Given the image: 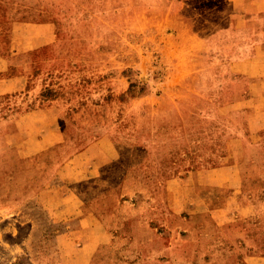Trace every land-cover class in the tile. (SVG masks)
Returning <instances> with one entry per match:
<instances>
[{"label":"rangeland","instance_id":"rangeland-1","mask_svg":"<svg viewBox=\"0 0 264 264\" xmlns=\"http://www.w3.org/2000/svg\"><path fill=\"white\" fill-rule=\"evenodd\" d=\"M253 1L0 0V264L264 257V112L251 111L248 94L261 83L234 70L237 51L251 52L254 25L264 23ZM244 15L253 17L245 25ZM29 108L48 109V125L35 111L20 132L13 125ZM63 123L82 142L109 134L120 157L99 177L54 178L60 138L42 150L40 137ZM26 139L24 158L12 142ZM219 166L209 180L221 185L200 205L186 191L197 181L189 173ZM57 185L103 205L84 210L107 221L112 247L90 263L77 253L84 240L75 225L40 199Z\"/></svg>","mask_w":264,"mask_h":264},{"label":"crops","instance_id":"crops-1","mask_svg":"<svg viewBox=\"0 0 264 264\" xmlns=\"http://www.w3.org/2000/svg\"><path fill=\"white\" fill-rule=\"evenodd\" d=\"M253 3L256 5L254 8L255 12H258L259 14L261 13L264 16V0H254ZM236 9L240 13L241 9L239 7H236ZM243 17L244 25L246 20L251 22L253 18H249L250 16L245 15ZM252 31L255 36V45L254 47L252 46V50L249 54L240 49L237 51V55L240 58L236 61L237 66L234 70L252 80H256L257 84L261 83L260 89L254 88V90H251V86L248 93L250 95L249 102H251V104H249L251 106L250 109L252 112L256 113L264 112V84L261 82L264 80V23L258 25L257 27L254 25ZM1 90L2 89L0 88V92H2ZM10 90H13V88H10ZM61 108L62 107H60V120H62L61 112L64 110H61ZM35 111L36 109H24L23 116L26 117L25 121L19 123L18 125L17 123H14L13 126L18 128L20 132L22 130L26 131L29 129L31 126L27 120L31 117V119H33V112ZM45 111H48V109H45ZM45 111L42 109L37 110L35 116L46 118L47 115ZM46 121L47 118L45 122H42L43 128L48 125V122ZM32 124L33 122H31V125ZM52 135H56L57 138H60V160L64 161L58 166L59 168L56 171L54 178H60L69 183L79 182L80 180L86 178L99 177L100 174L104 175V171L102 170L103 167L112 160L120 157V151L118 149V145H116V141L107 133L102 134L93 140L90 139L87 142H82V140L78 139L77 136L70 135V132L64 128L63 123L60 124V131L54 127L51 135L47 132L40 137L42 150L54 145L58 140L55 139V141H50ZM6 136H11V131L7 132L4 135V138ZM24 136H26V134ZM11 141L6 142V144H10ZM27 141V139L23 140V144H21V146L20 141L12 142V145L16 146V150H18L19 155L24 158L28 154L25 152L27 149ZM136 144L138 143H135V145ZM17 145H19V147ZM222 171H224L223 166L213 167L210 169L198 168L196 171L190 172V179L192 181L196 179L197 181L191 182L190 184H184L186 186L185 188L187 193L194 195V199H197L200 205L203 204L205 202L203 193H205L209 187L221 185L219 181L215 182L213 180H209L210 176L212 177V175H218ZM47 187L48 186L40 191V199L45 206L48 207L49 203L51 204V207L56 209L57 216H60V222L73 223L75 225L74 237L84 240L79 252H77L80 254L79 256L82 257V261L84 263H90L93 256H96L101 249L112 247L113 236L112 232H109L110 230L105 225V222L107 223V221L104 222L92 211L84 210L86 207H102L103 205L101 203L98 201V203H91L96 201V199H85L75 188L72 187H66L65 185H57L56 187L51 188ZM105 190L109 191L107 188ZM168 190L170 191V206L173 209V213L178 214L177 204H179L178 200L180 199L178 198V195L180 194L176 193V190L178 191V189L173 188L171 184L168 186ZM100 198H102V196ZM103 202L105 205L107 204L106 201ZM128 218H130V221H135L134 219H137L138 217ZM139 222L142 224L144 223V221L141 220ZM64 239H68V237H64ZM246 260L248 261V264H264V257H248Z\"/></svg>","mask_w":264,"mask_h":264}]
</instances>
